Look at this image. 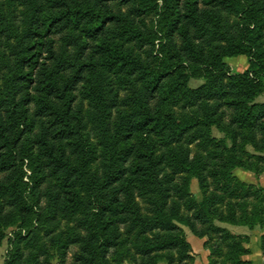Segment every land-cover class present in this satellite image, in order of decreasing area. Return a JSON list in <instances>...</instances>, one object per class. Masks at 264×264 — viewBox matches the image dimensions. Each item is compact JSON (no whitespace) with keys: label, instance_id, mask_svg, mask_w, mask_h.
<instances>
[{"label":"trees","instance_id":"trees-1","mask_svg":"<svg viewBox=\"0 0 264 264\" xmlns=\"http://www.w3.org/2000/svg\"><path fill=\"white\" fill-rule=\"evenodd\" d=\"M263 90L264 0H0L2 264H264Z\"/></svg>","mask_w":264,"mask_h":264},{"label":"rangeland","instance_id":"rangeland-1","mask_svg":"<svg viewBox=\"0 0 264 264\" xmlns=\"http://www.w3.org/2000/svg\"><path fill=\"white\" fill-rule=\"evenodd\" d=\"M3 1L5 3L8 2V0H3ZM20 8L21 7H17L16 10L17 11H20ZM225 61L229 65L231 71H233V72H235V71H242L248 65L247 60H246V57L244 55H240V56H236V57L225 58ZM200 83H201L200 80H196V79H191L190 80V85L191 86H196V85H198ZM258 97H257V100L260 101L261 98H258ZM214 133L216 135H218V136L220 135V133L217 132L216 130H214ZM234 174L238 178H240L241 180H243L245 182L259 183L258 182L259 177L254 176V174L252 172L245 171L242 168H236L234 170ZM262 186H264V184ZM190 189H191V192L195 195V197L197 199H200L201 194H200V191H199V188L197 186V183H196L195 179H192L191 180ZM218 224L221 225V226H223V227H226L227 229H229L234 234L247 235L249 237V241L246 244V246L249 247V249H250V245H253V242L255 240L254 241L253 240L251 241V237L253 238L254 235L251 234V233H250L251 235L248 234V232L246 230H245V233H240L239 231H240L241 228H236L239 225H231V224H228V223H218ZM182 227H183V229L185 231L186 238H187V240L190 243L191 248H192V252L191 253H192V256L194 258L192 264H208V253H209V251H208V249H206V248L203 247V243H204V241H205L206 238L205 237L199 238V237L195 236L194 234H192L191 231L187 227H185V226H182ZM244 227H246V226H244ZM254 229L258 231L257 240H259V234H260L259 228L258 227H255ZM12 230H13L12 228H10V229L7 230V235L3 239V241H2V243L0 245V264H2V262L4 260V257H5V254H6V251H7L8 247H9V238L11 237ZM250 230H253V229H250ZM258 243H259V241H258ZM75 248H76L75 246H72L71 249H70V252L72 250H74ZM70 252H69V255H70ZM249 254L244 255L243 258L250 260L248 258V255ZM68 257L70 258V256H68ZM52 264H57V260L54 259L52 261ZM160 264H163V263H160Z\"/></svg>","mask_w":264,"mask_h":264},{"label":"crops","instance_id":"crops-1","mask_svg":"<svg viewBox=\"0 0 264 264\" xmlns=\"http://www.w3.org/2000/svg\"><path fill=\"white\" fill-rule=\"evenodd\" d=\"M258 98H261L260 101L264 102V90H263L262 94ZM258 182L260 184H262V185L264 184V173H262L259 176ZM236 228H241L240 231H239L240 233H245V230H246L248 232V234L251 233V234L254 235L253 238L250 236L251 237V241L252 240L253 241L255 240V241L253 242V245H250V254L248 255V258L252 261V264H263V256H262L261 250L259 248V243H258L259 240H257L258 231L255 230V229L250 230V229H248L247 227H244V226H237Z\"/></svg>","mask_w":264,"mask_h":264}]
</instances>
